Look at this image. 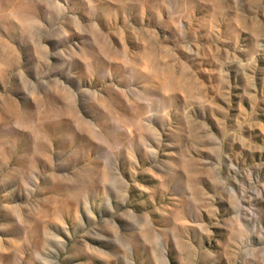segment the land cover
I'll return each instance as SVG.
<instances>
[{"label":"rangeland","instance_id":"rangeland-1","mask_svg":"<svg viewBox=\"0 0 264 264\" xmlns=\"http://www.w3.org/2000/svg\"><path fill=\"white\" fill-rule=\"evenodd\" d=\"M0 264H264V0H0Z\"/></svg>","mask_w":264,"mask_h":264}]
</instances>
